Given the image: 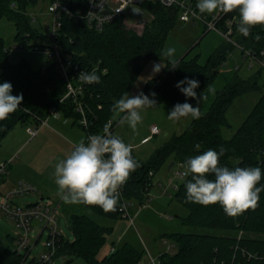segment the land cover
<instances>
[{"label":"trees","instance_id":"obj_1","mask_svg":"<svg viewBox=\"0 0 264 264\" xmlns=\"http://www.w3.org/2000/svg\"><path fill=\"white\" fill-rule=\"evenodd\" d=\"M36 3L37 0H0V19L5 17L13 22L14 39L22 49L37 47L40 50L44 47L29 44L40 36L26 13L27 7ZM149 9L154 17L144 24L141 32L121 22L110 23L98 32L88 28L83 21L62 19V26L57 33L62 54L69 56L82 71H92L97 66L96 72L100 76L99 83H86L79 97L87 121L86 128L78 123L81 115L76 111L73 100L67 98L60 101L65 93V82L56 64L45 61L37 69L25 61L11 64L8 61L9 50L0 38V82H11L13 95L22 94L17 110L9 118L0 121V144L16 124L38 125L51 108L63 118L78 123L85 135L101 132L106 122L113 118V102L129 91L148 61L160 54L169 31L179 22L177 8H164L155 4ZM220 14L217 26L225 30V21L229 20L236 44L254 52L259 59H264V56H260V52L264 51V27L254 26L245 37L236 30V11H220ZM203 30H206L205 27ZM234 49L236 47L233 44L223 39L222 44L203 64L198 62L197 57L188 59L186 56L174 60V69L172 61L167 62L164 70L148 81L146 90L151 89L171 105L183 103L186 97L174 86L176 82L185 76L199 80V88L196 89L199 94L215 77L214 70L226 61ZM262 71L260 67L246 79L235 74L216 93L207 112L198 119H191L181 134L171 136L148 160L141 162L132 153L138 167L118 189L113 210L106 212L96 205L81 204L84 210H89L97 218H120L121 200H135L143 204L154 173L169 157L183 167L188 157L209 148L219 152L223 147L224 154L219 158L221 165L230 168L259 166L262 169L259 184L264 185V94L230 139H224L221 135V128L229 126L225 112L233 100L249 91H261L264 88V82L260 80ZM187 101L192 104L194 100L187 98ZM183 177L182 182L175 186L171 198L187 210L186 216L181 218V226L186 230L161 235L162 239L173 243L176 249L173 254L161 253L159 264H264V189L259 193L254 208L246 209L236 216H228L218 204L202 206L186 202L184 183L190 177ZM66 218L72 240L68 241L61 234L54 258L67 254L82 258L86 264L139 263L142 251L128 243L98 258V252L112 228L99 224L85 213H69ZM6 237L12 243L13 237ZM19 258L9 247L0 249V264H17Z\"/></svg>","mask_w":264,"mask_h":264},{"label":"rangeland","instance_id":"obj_2","mask_svg":"<svg viewBox=\"0 0 264 264\" xmlns=\"http://www.w3.org/2000/svg\"><path fill=\"white\" fill-rule=\"evenodd\" d=\"M26 13L31 25L40 34L38 38L32 39L30 43L32 45L48 46L50 44L48 34L51 30V21L46 12V4L38 0L35 5L27 7ZM140 19L143 21L146 20L145 17H140ZM136 20L132 19L130 22L133 25L139 23ZM132 29L137 32L143 30L141 27H134ZM14 35L15 27L13 22L5 17L1 18L0 38L3 41L4 47L9 50V63L17 64L20 61H25L33 69L39 68L46 60L42 51L18 47ZM222 42L223 38L218 32L214 30L204 31L201 23H193L190 21L177 22L169 31L162 47V50H166L168 47H174L175 53L173 57H164L161 55V50L157 57L148 61L128 93L130 95H136L141 91L146 95L153 93L154 91L151 89L146 90V84L150 79L157 77L164 70L167 62L186 56L188 59L197 57L198 62L203 64L206 62L208 56ZM258 60L264 63V59ZM160 62L162 64L160 72L152 73L153 64ZM259 68L260 65L258 63L254 60L242 58L240 51L234 49L226 61L214 70L216 75L213 80L200 91L206 94V99L202 100L199 104L201 115L208 111L216 93L223 89L235 74L239 78L246 79L253 75ZM260 80L261 83L264 82V69ZM209 88L214 89V92L209 93ZM262 94H264V88L261 91H249L233 100L225 112L229 126L221 128V135L224 139H230L233 136ZM155 100L157 102L155 107H149L142 112L143 121L138 125L136 132H133L127 123L121 124L119 117L115 114L112 118L116 122V125L111 134L131 144L132 153L141 162L148 160L153 152L171 136L181 134L191 121V118H182L176 122L169 120L167 114L173 105L163 100L157 94L155 95ZM195 103L194 100L192 104L195 105ZM47 119V126H44L40 135L34 139L29 140L27 131L36 125L18 123L7 133L0 144V157H2V153L7 152L13 147L12 150L19 149L13 152H18L16 155L18 158L15 157V160L11 162L9 167H12V173H16L21 177L15 181L16 184L18 182L25 183L37 190L15 197V203L27 205L38 202L41 196H44L45 200H50L51 204L57 205L55 222L58 230L68 241L72 240L66 218L69 213H85L95 218L99 224L111 227V232L106 236L105 242L98 252V258L108 254L111 247L114 249L123 243H128L142 251V256L138 264H147V251L151 256L157 257L158 254L166 250V244L163 241L171 243L168 240L162 239V234L171 231L186 230L181 226V218L186 216L187 210L171 198L175 186L184 179L180 174L184 168L174 162L171 157L154 173L151 186L147 192V198L143 204L140 205L135 200L128 202V211L133 218L132 223L124 217L117 219L97 218L89 210H84L81 204H67L63 202L57 195V186L54 183V177L52 175L54 164L70 153L73 148L72 144L85 139V132L80 128L78 123H73L72 119L63 118L61 114L50 115ZM152 125L158 128L159 132L156 135H150V126ZM147 136L149 137L146 141H141ZM8 153L11 152L8 151ZM172 162L173 164L171 165ZM47 181L49 182L48 187H46ZM38 229L33 230L31 237L37 234ZM16 234L17 229L13 221L0 213V249L6 247L11 248L12 243L8 241L6 236L11 235L14 237ZM46 238L47 230L43 232L42 237L33 248V256H38L43 251ZM52 264L86 263L80 257L63 254L56 256Z\"/></svg>","mask_w":264,"mask_h":264},{"label":"clouds","instance_id":"obj_3","mask_svg":"<svg viewBox=\"0 0 264 264\" xmlns=\"http://www.w3.org/2000/svg\"><path fill=\"white\" fill-rule=\"evenodd\" d=\"M196 8L201 14L236 11V30L245 37L254 26L264 27V0H197ZM174 53L175 48L168 47L161 55L171 58ZM172 64V68H176L174 60ZM161 68V62L154 63L152 73H159ZM78 77L84 83L100 82L95 69L81 71ZM174 86L186 99L173 105L167 118L174 122L182 118L198 119L201 115L199 104L206 99L203 91L197 94L199 80L185 76ZM208 92L213 93L214 89L209 88ZM155 95L154 92L147 95L142 91L136 95L125 92L113 102L111 111L119 117L121 124L127 123L136 132L143 121L142 112L156 106ZM187 98L195 100V105ZM21 101L22 94L13 95L11 82H0V121L9 118ZM223 154V147L219 152L209 148L184 161L182 175L190 177L184 183V199L202 206L218 204L226 215L236 216L256 206L259 193L264 189V185L259 184L262 169L259 166L230 168L221 165L219 158ZM137 167L132 145L111 134L105 126L103 134H89L75 142L70 153L54 164L52 175L57 195L63 202L96 205L107 212L114 209L118 189Z\"/></svg>","mask_w":264,"mask_h":264},{"label":"built area","instance_id":"obj_4","mask_svg":"<svg viewBox=\"0 0 264 264\" xmlns=\"http://www.w3.org/2000/svg\"><path fill=\"white\" fill-rule=\"evenodd\" d=\"M38 1V0H37ZM46 4V12L51 21V30L48 34L50 44L40 48V51L45 55V61H51L56 64L60 75L65 82V93L60 101L71 98L76 104V111L79 112L81 118L79 125L87 127L85 113L82 109V103L79 97L84 91L86 83L79 79V73L82 71L78 65L75 64L69 56L63 55L57 41L58 30L62 26L63 18H71L74 21H83L84 24L95 31H102L104 27L113 22H121L128 28H143L144 24L153 19L149 7L151 5H160L164 8L174 7L178 9V19L180 22L201 23L207 31L214 30L218 32L221 37L233 44L236 49L242 52V58L254 60L264 69V63H261L258 56L250 50H244L240 45L236 44L232 37L231 22L225 21V30L217 26V22L221 16L220 11L215 14H201L196 8L197 0H40ZM133 9L138 11L134 12ZM140 17H145L146 20H141ZM132 19H137L133 25L130 22ZM29 44H31L29 42ZM43 46V45H42ZM19 47V46H18ZM33 50H39L35 47ZM260 56H264V51L260 52ZM262 60V59H260ZM45 65H43L44 67ZM93 69H97L95 66ZM104 72V70H103ZM60 114L54 108L49 109L48 115L40 120L39 124L34 128L28 129L29 140L34 139L39 129L47 123V117L50 115ZM116 122L109 119L105 126L109 128L110 133L115 127ZM158 128L155 125L150 126V135H156ZM88 133L85 138L89 135ZM97 134H103V130ZM148 138V137H147ZM144 139L143 141L147 140ZM15 156L0 161V179L5 175L9 164ZM182 175V172H180ZM183 176V175H182ZM36 191L31 185L20 183L14 184L7 192L0 193V213L7 216L14 223L17 229L16 236L12 239L11 251L19 255V262L17 264H52L54 256L57 251V243L61 232L55 222V212L57 205H53L49 200H42L31 205H20L14 202V198L25 195L27 193ZM128 202L125 199L121 200L119 212L121 216L129 219L132 223L133 218L128 211ZM142 205V204H141ZM41 224V226H40ZM38 229L37 234L31 237L34 229ZM47 230V238L44 242V249L38 256L32 255V250L36 246L38 240L42 237L43 232ZM166 244V253L173 254L175 252V245L173 243ZM114 249L111 248L110 252ZM160 255V254H159ZM159 255L153 257L147 251V264H159Z\"/></svg>","mask_w":264,"mask_h":264},{"label":"crops","instance_id":"obj_5","mask_svg":"<svg viewBox=\"0 0 264 264\" xmlns=\"http://www.w3.org/2000/svg\"><path fill=\"white\" fill-rule=\"evenodd\" d=\"M47 122H48V119H47ZM45 126H47V123H46V125ZM44 128V126H42L40 129H39V132H38V134H37V136L38 135H40V133H41V131H42V129ZM36 136V137H37ZM86 136V135H85ZM147 137H149V136H147ZM147 137H145V138H143L141 141H143L144 139H146ZM73 146H74V144H72ZM14 148V147H13ZM13 148H11L10 150H8V151H10L11 153H8V151L7 152H4V153H2L1 154V156L2 157H0V161H5V160H7V159H9V158H11V157H13V156H15L16 158H18V156H16L17 154H18V152H16V153H13L16 149H17V151L19 150L18 148H16L15 150H12ZM15 160V158L12 160V162ZM11 164V163H10ZM10 164H9V166H8V168H7V171H6V173H5V175L0 179V193H5V192H7L14 184H16V180L17 179H19V178H21L18 174H16V173H12L11 172V169H12V167L11 168H9L10 167ZM47 184H46V187H48V185H49V182L47 181L46 182ZM37 191V190H36ZM44 196H41V198L39 199V201L38 202H40V201H42V200H44ZM47 198V197H46ZM50 201V200H49ZM35 203H37V202H35ZM50 203H51V201H50ZM34 204V203H33ZM111 248H113V247H111ZM159 255V254H158ZM157 255V256H158Z\"/></svg>","mask_w":264,"mask_h":264},{"label":"water","instance_id":"obj_6","mask_svg":"<svg viewBox=\"0 0 264 264\" xmlns=\"http://www.w3.org/2000/svg\"><path fill=\"white\" fill-rule=\"evenodd\" d=\"M173 164V162L171 163V165Z\"/></svg>","mask_w":264,"mask_h":264}]
</instances>
